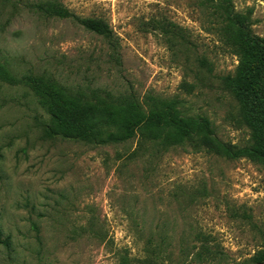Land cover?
<instances>
[{
  "label": "rangeland",
  "instance_id": "1",
  "mask_svg": "<svg viewBox=\"0 0 264 264\" xmlns=\"http://www.w3.org/2000/svg\"><path fill=\"white\" fill-rule=\"evenodd\" d=\"M40 1L0 0V64L12 75L54 80L84 102L133 97L145 108L160 99L209 118L223 141L246 143L250 129L220 79L238 58L210 6L55 0L79 17L103 18L109 39L37 12ZM232 13L264 37V0H232ZM47 122L28 85L0 80V237L8 242L0 264H240L264 244L261 164L195 141L162 149L137 135H50ZM200 243L218 244L220 262L192 260Z\"/></svg>",
  "mask_w": 264,
  "mask_h": 264
},
{
  "label": "trees",
  "instance_id": "2",
  "mask_svg": "<svg viewBox=\"0 0 264 264\" xmlns=\"http://www.w3.org/2000/svg\"><path fill=\"white\" fill-rule=\"evenodd\" d=\"M198 1L212 8L215 30L233 47L238 58L234 72L220 79L232 89L243 113L242 120L250 129L242 145L220 139L209 118L181 115L174 104L160 99L150 100L145 108L133 97L84 102L54 80L41 82L29 75L17 78L2 64L0 80L9 84L23 83L34 91L38 104L48 115L46 129L50 135L92 141H125L137 135L141 142L151 141L162 149L195 141L212 154L229 159L244 157L264 167V37L250 34L242 19L231 14L232 0ZM33 6L45 16L70 18L91 32L109 39L112 36L103 18L79 17L55 0H43ZM0 243L8 245L7 239L1 237ZM208 245L200 243L191 259L204 263L217 258L216 262H220L224 255L221 247L216 243ZM161 246V243L156 244L155 252L160 251ZM189 250V245L180 249L185 258ZM154 262L163 264L158 258ZM240 264H264V244Z\"/></svg>",
  "mask_w": 264,
  "mask_h": 264
}]
</instances>
